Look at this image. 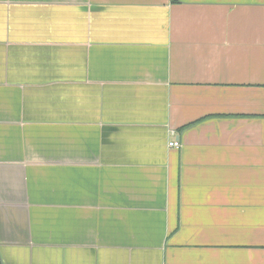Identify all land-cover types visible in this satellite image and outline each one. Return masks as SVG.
I'll return each mask as SVG.
<instances>
[{
	"label": "crops",
	"instance_id": "1",
	"mask_svg": "<svg viewBox=\"0 0 264 264\" xmlns=\"http://www.w3.org/2000/svg\"><path fill=\"white\" fill-rule=\"evenodd\" d=\"M0 264H264V0H0Z\"/></svg>",
	"mask_w": 264,
	"mask_h": 264
},
{
	"label": "built area",
	"instance_id": "2",
	"mask_svg": "<svg viewBox=\"0 0 264 264\" xmlns=\"http://www.w3.org/2000/svg\"><path fill=\"white\" fill-rule=\"evenodd\" d=\"M169 147L173 149H179L181 147V144L178 140L174 139L169 143Z\"/></svg>",
	"mask_w": 264,
	"mask_h": 264
}]
</instances>
